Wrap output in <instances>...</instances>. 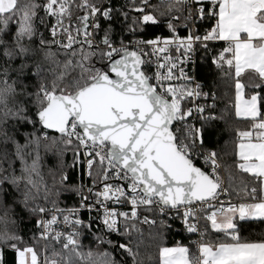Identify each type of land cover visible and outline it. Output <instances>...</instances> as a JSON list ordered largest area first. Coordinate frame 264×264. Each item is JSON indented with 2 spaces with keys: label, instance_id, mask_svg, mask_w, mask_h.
<instances>
[{
  "label": "snow or ice",
  "instance_id": "1",
  "mask_svg": "<svg viewBox=\"0 0 264 264\" xmlns=\"http://www.w3.org/2000/svg\"><path fill=\"white\" fill-rule=\"evenodd\" d=\"M197 49L204 82L188 71ZM217 79L232 93L219 112ZM225 132L231 163L211 145ZM69 151L90 183L61 208L45 157L68 191ZM0 208V264L6 251L13 264H140L137 224L163 241L175 221L197 239L162 243L160 264H264V239L238 227L264 221V0H0Z\"/></svg>",
  "mask_w": 264,
  "mask_h": 264
},
{
  "label": "trees",
  "instance_id": "2",
  "mask_svg": "<svg viewBox=\"0 0 264 264\" xmlns=\"http://www.w3.org/2000/svg\"><path fill=\"white\" fill-rule=\"evenodd\" d=\"M153 3H159V0H153ZM184 30L181 28L180 32H183ZM158 34L164 33L166 34L165 29H157ZM204 56V53L197 49V77L201 82H204L205 80V74H206V62L202 60V57ZM211 78V77H209ZM216 91L218 95V108L217 111L230 109V100L229 97L232 95V93L228 90L226 84L217 79L216 83ZM207 89V88H205ZM226 120H228L230 123L234 122L235 118L229 111L223 112ZM225 125L223 122H221L220 127L223 128ZM242 127V125H241ZM211 145L216 149V151L219 153L220 157L223 161L231 163L232 155L234 152V143H233V137H231L227 132H225L223 135L219 136H213L211 138ZM43 155V153H42ZM64 159V165H63V173L67 175L68 179L65 182L68 191L63 190V186L60 184V174L61 170L56 167L57 165V159L55 156L49 154L45 157V179L48 181V184L50 187H53V179L51 175H48V169H52L53 173L55 174V189H60V195L58 197L59 199V206L60 207H74L78 205L79 203V196L75 194L74 191L71 189L74 186H79L81 183V170L78 167H72V153L69 151L65 155ZM227 178V173H225ZM240 180H244L246 183L250 184L252 183V180L249 176L246 174H236V182L239 183ZM233 199L238 200L239 198L236 196L232 197ZM52 199H56L55 196L52 197ZM5 209L0 208V216L4 215ZM17 213H19V209L16 210ZM22 215V214H21ZM8 218L12 219L13 214L11 211L8 212ZM87 220V218H84ZM25 223L21 224L19 222V218L17 217V225L20 228V230L25 235V238L27 239L31 233L30 230L33 229V223L28 222V217L24 216ZM11 228L13 227L10 224ZM238 227L240 229L239 234L242 239L247 240H259L264 239V221H245V222H239ZM115 239V237H114ZM191 238L190 237H182L181 242L184 245H189ZM85 245H88V241H84ZM163 243L164 246H175L176 241L174 239L172 231H166L163 237V241H161V238L158 235V228L157 227H148L145 228L142 235H138L136 233L133 234V249L134 251H138L139 255L137 256V261L140 262V264H160L159 262V247ZM95 250V249H94ZM101 251L104 249L101 248ZM193 252H195V248H192ZM5 260L6 264H13L14 260V254L11 251L5 252ZM128 264H132V260L128 258Z\"/></svg>",
  "mask_w": 264,
  "mask_h": 264
},
{
  "label": "built area",
  "instance_id": "3",
  "mask_svg": "<svg viewBox=\"0 0 264 264\" xmlns=\"http://www.w3.org/2000/svg\"><path fill=\"white\" fill-rule=\"evenodd\" d=\"M186 34L187 33L185 31L180 32L181 36L186 35ZM192 60L195 61V64L194 65L189 64L188 65V71L191 72L193 70V68H195V71H196V74H197V50L195 51L194 54H192ZM205 91H207V89H205ZM222 176L225 178V182H227L225 173H222ZM81 183H90V181H87L86 179L85 180L81 179ZM232 202L236 203V202H238V200H235V199L232 198ZM61 208H63V207H61ZM64 208H72V207H64ZM121 210H124V209H121ZM87 217H88V213L86 211L83 212V218H87ZM172 224H173V226H172V230L171 231L173 233V236H174V239H175L176 242L177 241L181 242V238L182 237H190L191 240L197 239V237L195 235H189L188 233H186L183 230V225L180 223V221L172 222ZM137 227L140 229V233H136V234L142 235L145 228L152 227V226H150L149 224H146V223H138Z\"/></svg>",
  "mask_w": 264,
  "mask_h": 264
},
{
  "label": "rangeland",
  "instance_id": "4",
  "mask_svg": "<svg viewBox=\"0 0 264 264\" xmlns=\"http://www.w3.org/2000/svg\"><path fill=\"white\" fill-rule=\"evenodd\" d=\"M4 227V224L3 223H0V228H3ZM9 228H11L10 224L8 225Z\"/></svg>",
  "mask_w": 264,
  "mask_h": 264
},
{
  "label": "crops",
  "instance_id": "5",
  "mask_svg": "<svg viewBox=\"0 0 264 264\" xmlns=\"http://www.w3.org/2000/svg\"><path fill=\"white\" fill-rule=\"evenodd\" d=\"M236 200V199H235ZM249 221H259V220H249ZM169 247H173V246H169Z\"/></svg>",
  "mask_w": 264,
  "mask_h": 264
}]
</instances>
